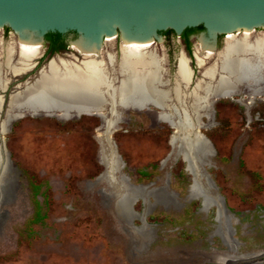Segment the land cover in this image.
Returning <instances> with one entry per match:
<instances>
[{"label":"rangeland","instance_id":"374dc122","mask_svg":"<svg viewBox=\"0 0 264 264\" xmlns=\"http://www.w3.org/2000/svg\"><path fill=\"white\" fill-rule=\"evenodd\" d=\"M162 35L152 50L166 60L170 87L182 54L200 79L194 55L207 46L200 32L188 43ZM0 36L4 47L20 40L7 29ZM120 45L103 48L119 55ZM68 48L48 55L44 46L35 73L10 77L6 96L52 58L73 60ZM251 93L215 98L211 117L202 118L213 153L200 180L207 207L190 196L193 176L171 145L176 129L155 106L121 109L111 141L119 170L111 174L100 159V117L15 119L2 136L11 164L0 174V264H264V86Z\"/></svg>","mask_w":264,"mask_h":264},{"label":"bare ground","instance_id":"6f19581e","mask_svg":"<svg viewBox=\"0 0 264 264\" xmlns=\"http://www.w3.org/2000/svg\"><path fill=\"white\" fill-rule=\"evenodd\" d=\"M114 43V38L108 39L106 46ZM34 44L20 38L19 43L12 40L4 47L0 36V137L7 133L10 123L25 115L61 119L95 115L104 120L105 131L100 140L105 145L100 149V159L111 174L119 170L110 137L123 117L121 109L144 110L152 105L161 109L158 118L178 131L171 145L183 156L193 176L190 196L201 197L205 205L209 204L200 183L199 167L211 163L213 153L208 142L197 136L201 121L210 116L215 98L245 94L249 88L251 95L260 94L264 86V31L229 34L220 52L208 49L207 44L198 49L196 57L203 79L190 94L191 105L185 104L187 96L181 87L188 86L191 79L190 59L187 57L188 63L184 55L181 57L177 73L180 83L170 90L163 86V61L150 43L121 45L118 61L113 50L86 51L85 48L95 46L86 42L70 53L73 60L54 58L39 70L34 81L27 79L20 83L7 97L12 78L21 80L38 67L42 50L38 43ZM193 80L194 74L191 85ZM171 97L176 106L168 105ZM1 150L0 140V167ZM213 201L222 214V203Z\"/></svg>","mask_w":264,"mask_h":264},{"label":"water","instance_id":"95a60500","mask_svg":"<svg viewBox=\"0 0 264 264\" xmlns=\"http://www.w3.org/2000/svg\"><path fill=\"white\" fill-rule=\"evenodd\" d=\"M201 26L205 32L200 40L217 50L219 37L264 29V0H0V29L41 45L49 33L75 32L71 44H95L86 51L102 49L111 38L121 45H156L163 32L171 30L181 37L187 29ZM197 136L206 141L201 131ZM0 140L1 174L11 160Z\"/></svg>","mask_w":264,"mask_h":264},{"label":"flooded vegetation","instance_id":"af4514ba","mask_svg":"<svg viewBox=\"0 0 264 264\" xmlns=\"http://www.w3.org/2000/svg\"><path fill=\"white\" fill-rule=\"evenodd\" d=\"M202 33H203V32H200V34H202ZM162 34H164V33H162ZM195 34H196V33L191 34V35L189 36L188 39H186V38H184L183 36H181V39H183L186 43H188L189 39H190L192 36H194ZM226 38H227V37H219V39L217 40V43H216L217 50H215V52H220V51L224 48ZM221 39H224V45H223L222 49L218 50V41L221 40ZM75 40H76V38H74L72 35L67 36V37L63 40V44H64L65 48L62 49V50H60V51L55 52V54H60V53L66 52L67 48L71 45V42H73V41H75ZM44 46L47 47V50H46L47 52H46V53H48V55H50V54H51V55L54 54V53H52V52L49 51V50H50V46H51V42L48 41V40L46 39V36L44 37L43 44H42L41 46H38V47H40L41 50H42V49H44ZM150 48H151V49L153 48V45H152L151 43H150ZM201 48H202V47H201ZM68 49H72V51L75 52V51H77L79 48H78V47H75V48H71V47H69ZM199 49H200V48H199ZM44 53H45V50H42V55H41L40 59L44 56ZM116 55H117V54H116ZM183 55H184L186 58L188 57V58L191 60V62H192V59H191L189 56H186L185 54H182L181 57H182ZM181 57H180V59H181ZM119 58H120V54L117 55V59H118V61L120 60ZM159 58H160V57H159ZM188 58H187V60H188ZM194 58H195L196 66L199 68L198 63H197L196 53H195V55H194ZM40 59H39V60H40ZM60 59H62V58H60ZM161 59H162V61H163V69H164V70H163L164 73H163V76H162V79H163V86L169 88L170 90H172V89L175 87L176 84L180 83L179 80H178V77H177L178 66H179L180 59H179V61H178V66H177V71H176V82H175V84H174V86H173L172 88L170 87L169 82L164 80V76H165V67H164V65H165V61H166V60H165L164 58H161ZM118 61H117V62H118ZM188 63H189V60H188ZM192 63H193V62H192ZM189 67H190V66H189ZM36 69H37V68H36ZM36 69H35L32 73H35ZM193 69H194V67H193ZM199 69H200V68H199ZM190 71H191V69H190ZM200 71H201V78L198 79L197 76H196V73H197V72H196L195 69H194V80H193V83H194L195 79H198V80H196V82H195V84H194V86H193L192 88H191V80H192V78H193L192 71H191V79H190L189 85H188V86L181 85L182 90L184 91L185 96H187V99H186V102H185L186 105H191V104L193 103V101H192V99H191V97H190V94H191V92L195 89L197 82L200 81L201 79H203V78H202V76H203L202 70L200 69ZM38 72H39V71H38ZM198 73H199V71H198ZM26 80H27V79H26ZM23 82H24V81H23ZM186 89H187V92H185ZM169 101H170V102H168V105H170V106H176V101L174 100V97H171V99H170ZM158 115H159V114H158ZM94 116H95V115H94ZM122 118H123V117H122ZM101 119H102L103 124H104V120H103V118H101ZM121 120H122V119H121ZM103 124H102V125H103Z\"/></svg>","mask_w":264,"mask_h":264},{"label":"trees","instance_id":"16d2710c","mask_svg":"<svg viewBox=\"0 0 264 264\" xmlns=\"http://www.w3.org/2000/svg\"><path fill=\"white\" fill-rule=\"evenodd\" d=\"M10 30V29H7ZM205 31L204 27H198V28H193V29H187L184 33H183V37L188 39L189 36L193 33H197V32H202ZM164 34H175L173 31L169 30L167 32H163ZM72 35L74 38H77V34L75 32H71L69 34H60V33H49L46 35V39L48 41L51 42V46H50V52L55 53L57 51H60L62 49L65 48L64 44H63V40L69 36Z\"/></svg>","mask_w":264,"mask_h":264}]
</instances>
